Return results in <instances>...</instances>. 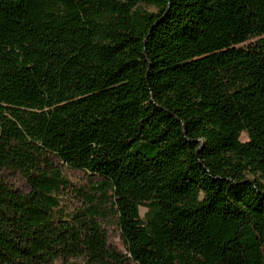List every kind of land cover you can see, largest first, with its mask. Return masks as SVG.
Returning a JSON list of instances; mask_svg holds the SVG:
<instances>
[{
  "label": "trees",
  "instance_id": "1",
  "mask_svg": "<svg viewBox=\"0 0 264 264\" xmlns=\"http://www.w3.org/2000/svg\"><path fill=\"white\" fill-rule=\"evenodd\" d=\"M0 264H264V0H0Z\"/></svg>",
  "mask_w": 264,
  "mask_h": 264
},
{
  "label": "rangeland",
  "instance_id": "2",
  "mask_svg": "<svg viewBox=\"0 0 264 264\" xmlns=\"http://www.w3.org/2000/svg\"><path fill=\"white\" fill-rule=\"evenodd\" d=\"M243 139H246V135L244 134L243 135ZM80 176V178H82L83 176L81 175H78V177ZM14 185L21 188V189H25V185H24V182L22 180H20L19 178H16L14 181ZM146 212V209L145 208H141V214L144 215V213ZM113 223V218L110 216L106 221H104V225L105 226H109ZM110 228V227H109ZM110 235H111V242L113 244H116L117 246L119 247H122L123 248V243H122V240L121 238L119 237V234H118V231L115 230V229H111L110 228Z\"/></svg>",
  "mask_w": 264,
  "mask_h": 264
}]
</instances>
